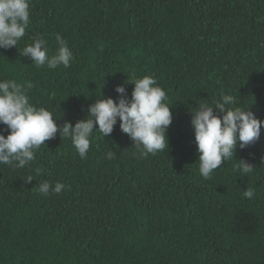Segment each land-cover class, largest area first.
I'll return each mask as SVG.
<instances>
[{
  "label": "trees",
  "instance_id": "1",
  "mask_svg": "<svg viewBox=\"0 0 264 264\" xmlns=\"http://www.w3.org/2000/svg\"><path fill=\"white\" fill-rule=\"evenodd\" d=\"M30 21L0 49V79L31 82L30 103L57 125L86 119L100 94L115 102L116 85L130 97L132 74L155 78L172 121L168 148L143 158L118 121L93 131L85 159L58 132L24 168L0 164V264H264V128L234 153L253 173L231 160L204 179L190 126V110L221 93L264 120V0H31ZM56 34L69 67L20 54L36 37L51 54ZM42 181L66 187L43 195Z\"/></svg>",
  "mask_w": 264,
  "mask_h": 264
},
{
  "label": "clouds",
  "instance_id": "2",
  "mask_svg": "<svg viewBox=\"0 0 264 264\" xmlns=\"http://www.w3.org/2000/svg\"><path fill=\"white\" fill-rule=\"evenodd\" d=\"M30 2L0 0V49L16 48L26 35L31 22ZM55 40L57 47L51 54L42 37L26 44L20 54L27 56L37 68L45 65L50 70L60 65L67 68L73 53L60 34L55 35ZM125 83L133 85L130 97L123 85H116L114 91L119 97L115 102L112 98H102L100 94V98L88 106L86 119L77 120L74 125L65 121L60 126L47 108L30 103L27 93L33 87L31 82L21 84L14 79H0V124L5 125L7 131V135L0 134V164L14 169L24 168L35 159L36 150L58 132L60 137L70 139L80 158L85 159L93 131L109 136L118 121L120 130L133 141L132 147L142 158L168 148L166 130L172 114L165 102V91L157 85L155 78L148 75L137 77L132 74ZM190 116L199 174L204 179H210L222 162L235 160L237 146L245 149L259 139L264 128V120L257 119L248 107L237 106L234 96L224 93L211 105L201 103L191 109ZM114 155L113 152L107 153L109 159ZM235 161V171L240 176L253 173L256 168L244 159ZM31 181L29 177L27 182ZM65 187L59 181L54 185L42 181L38 192L59 194ZM254 195L250 187L243 190L245 198L251 199Z\"/></svg>",
  "mask_w": 264,
  "mask_h": 264
}]
</instances>
